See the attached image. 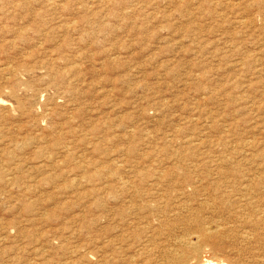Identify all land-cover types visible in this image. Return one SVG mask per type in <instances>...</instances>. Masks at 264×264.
Wrapping results in <instances>:
<instances>
[{"label":"rangeland","instance_id":"rangeland-1","mask_svg":"<svg viewBox=\"0 0 264 264\" xmlns=\"http://www.w3.org/2000/svg\"><path fill=\"white\" fill-rule=\"evenodd\" d=\"M0 264H264V0H0Z\"/></svg>","mask_w":264,"mask_h":264},{"label":"bare ground","instance_id":"bare-ground-1","mask_svg":"<svg viewBox=\"0 0 264 264\" xmlns=\"http://www.w3.org/2000/svg\"><path fill=\"white\" fill-rule=\"evenodd\" d=\"M193 122V121H192ZM156 175V174H155ZM243 188V187H242ZM244 189V188H243ZM207 205V204H206ZM202 208V207H201ZM207 208V207H206ZM196 210V209H195ZM207 232V231H206ZM207 235V234H206ZM206 236H204V238H205ZM197 260V259H196Z\"/></svg>","mask_w":264,"mask_h":264}]
</instances>
